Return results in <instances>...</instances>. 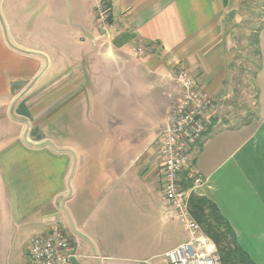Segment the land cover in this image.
<instances>
[{
    "label": "crops",
    "instance_id": "obj_1",
    "mask_svg": "<svg viewBox=\"0 0 264 264\" xmlns=\"http://www.w3.org/2000/svg\"><path fill=\"white\" fill-rule=\"evenodd\" d=\"M25 1L0 0V128H8L0 131V254L20 249L26 264L31 239L58 225L78 264H166L164 254L188 240L163 200L161 158V132L180 94L174 77L186 69L219 115L190 152L205 180L192 194L214 203L243 250L264 264V0H89L93 17L75 26L82 37L66 43L63 59L45 41L49 10ZM102 2L109 15L100 25ZM3 26L31 54L11 47ZM38 34L43 48L33 46ZM234 44L249 47L242 71ZM234 88L255 95L239 125L220 115ZM52 100L60 148L41 145L36 133L37 106L50 112Z\"/></svg>",
    "mask_w": 264,
    "mask_h": 264
},
{
    "label": "built area",
    "instance_id": "obj_2",
    "mask_svg": "<svg viewBox=\"0 0 264 264\" xmlns=\"http://www.w3.org/2000/svg\"><path fill=\"white\" fill-rule=\"evenodd\" d=\"M107 3H100L98 20L103 25L109 15ZM142 53V51H140ZM179 91L166 116L161 132L163 161V200L184 226L188 240L164 254L166 264H222L215 243L193 217L189 200L192 191L205 182L193 167L189 155L216 119V100L199 86L186 69L174 77ZM190 183L188 190L184 184ZM76 246L56 225L44 236L31 239L26 264H75Z\"/></svg>",
    "mask_w": 264,
    "mask_h": 264
},
{
    "label": "rangeland",
    "instance_id": "obj_3",
    "mask_svg": "<svg viewBox=\"0 0 264 264\" xmlns=\"http://www.w3.org/2000/svg\"><path fill=\"white\" fill-rule=\"evenodd\" d=\"M86 1H89V0H85V5L82 4L83 2L81 0H28V1H25L26 6L28 5L31 8H34V7L38 8L40 6L42 7V5L44 4L45 8H47L50 12L49 21L51 24L50 25L51 31H50L49 37H45V41L48 40V38L50 40L52 58H55L56 56H60V55L62 59L65 58L66 53L69 52L67 51L68 46L66 45V43L69 41L74 42V43L80 42V38L82 37V32L79 29H76L75 26H77L80 22H86L88 18H90L91 16L93 17V15H88L86 13L87 11L86 7L91 10V6L89 7L86 6V3H88ZM14 2L18 4L20 2H23V0H14ZM90 4H91V0H90ZM0 9H1V3H0ZM63 25H65L66 30L59 28V26H63ZM246 30L248 29H245V31L243 32H238L236 36L234 35L235 32H233L231 29V30H228V35L231 32L232 37H238V36H241L242 34L244 35L243 36L244 38H250L251 37L250 34H244ZM40 37L41 35L39 36L38 34V36L33 39V46L37 44L36 45L37 47H40V48L44 47V45H41L42 40H39ZM252 37H253V34H252ZM74 39H77L76 42ZM245 48L248 49L249 47L240 46V45L235 46L234 44V46L230 48L232 52V54L231 53L230 54L232 56H235V59H236L234 64L235 66L238 67V69H240V71L246 69L245 63H243V61L241 60V54L246 53ZM240 61H242L241 65L239 64ZM263 63L264 61L260 64V67L262 66L264 70ZM237 80L240 81L241 83L243 82V79L239 80V77ZM175 87H176V84H175ZM232 92L234 93L232 94ZM232 92H231V95H232L233 101L226 100L224 102L226 111L225 112L221 111L220 115H224L223 117H225V119L230 118V120L228 119V121L230 123L233 122V125L234 124L239 125L241 123H244L247 120L244 116L240 115L241 114L240 111H243V109H247L249 111V109L251 108V103L254 102L255 95L252 96L251 90H248L246 95H242L240 94L241 93L240 89H237V88H234ZM70 97L72 101L76 97V95H70ZM53 102L54 101L52 100L51 107L53 108H51L50 112L43 110L39 105L37 106L38 109L36 110L37 113L35 115L37 116V119H35V124L38 127V130L36 133H39L40 135L42 134V137H44V141H43L44 143H42L41 145L46 143L45 145H49V147L51 148H60L59 146L64 145L65 142H62V143L60 142V136L62 135L59 132L58 122L56 120L60 112L58 110V102H56L55 104ZM218 117L219 115L217 114L216 118ZM49 122L51 123L49 124ZM0 129H1L0 130L1 132L3 131V134L4 132H7L8 130L7 127H3V126H1ZM68 142L75 143L73 139H69ZM104 146H105L104 142H99V147L98 146L97 147L99 149H102L104 148ZM27 252L29 253V244L27 245ZM1 258H2V261L0 264H20L21 259H22L21 250L20 249L18 251L6 250L2 254H0V259Z\"/></svg>",
    "mask_w": 264,
    "mask_h": 264
},
{
    "label": "trees",
    "instance_id": "obj_4",
    "mask_svg": "<svg viewBox=\"0 0 264 264\" xmlns=\"http://www.w3.org/2000/svg\"><path fill=\"white\" fill-rule=\"evenodd\" d=\"M190 183L184 184L188 190ZM190 210L203 232L218 248L222 264H256L236 240L233 229L214 203L206 198L190 197Z\"/></svg>",
    "mask_w": 264,
    "mask_h": 264
},
{
    "label": "water",
    "instance_id": "obj_5",
    "mask_svg": "<svg viewBox=\"0 0 264 264\" xmlns=\"http://www.w3.org/2000/svg\"><path fill=\"white\" fill-rule=\"evenodd\" d=\"M2 25H4L3 23H2ZM4 27V26H3ZM4 31H5V36H6V40H7V42H8V44L11 46V47H13L14 49H16V50H18V51H21V52H23V53H26V54H31L30 52H26V51H22V50H20V49H17V48H15L11 43H10V40H9V38H8V35H7V33H6V29H5V27H4ZM37 78L33 81V83H31V85L26 89V91L22 94V95H20V97L19 98H21V97H23L28 91H30L31 89H32V87L35 85V83L37 82ZM18 98V99H19ZM17 99V100H18ZM26 135H27V133H26ZM26 135L24 136V140L26 141V143H29L28 141H27V139H26ZM30 144V143H29ZM31 145V144H30ZM32 146H34V145H32ZM66 213V212H65ZM67 214V213H66ZM67 217H68V219H69V221H70V223H71V225H72V227H73V229H74V225H73V223H72V221H71V219H70V216L67 214ZM75 230V229H74ZM76 233V232H75ZM77 235H79L78 233H76ZM79 237H81V235H79ZM81 238H83V237H81ZM83 239H85V238H83ZM86 242L87 243H89V245L92 247V249H93V251H94V254L96 255V252H95V250H94V246L92 245V243L90 242V241H88V240H86ZM74 263L75 264H78L77 263V260L75 259L74 260Z\"/></svg>",
    "mask_w": 264,
    "mask_h": 264
}]
</instances>
